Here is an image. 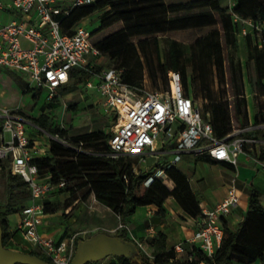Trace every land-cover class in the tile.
<instances>
[{
    "label": "trees",
    "instance_id": "obj_1",
    "mask_svg": "<svg viewBox=\"0 0 264 264\" xmlns=\"http://www.w3.org/2000/svg\"><path fill=\"white\" fill-rule=\"evenodd\" d=\"M96 13H100V16L98 27L90 33L91 43L102 55L109 57V68L122 70L123 83L142 88L144 73L147 71L152 86H156L160 77L164 86L160 90L166 89L167 74L175 71L181 75L185 95L190 96L186 92V66L189 63L197 75L200 96L203 97L204 94L207 97L205 106L202 107L203 114L211 123L214 136L223 139L232 132L230 103L220 94L215 98L209 90L208 80L214 70L219 82L225 83L223 48L226 45L232 51L236 50L241 30V25L234 23L233 17L264 23V0H236L231 8L223 0H191L178 4H167L164 0H94L90 4L72 8L68 14L58 16V20L62 31L70 33L81 21ZM116 25L120 27L93 41L95 35ZM202 30L207 31L192 44L186 45L165 37L162 50L160 48V36L179 31ZM240 37L254 42L248 52L247 64L251 66L248 82L253 91V122L260 125L264 123V100H260L264 99V34H261L260 39L254 32ZM134 39H139L137 45L133 42ZM89 62L92 64L93 61ZM92 68L95 72L101 71L93 66ZM87 78L84 70H76L71 74L66 88L83 85ZM229 81L232 82L234 91L233 117L238 126L244 128L248 124V115L243 75L240 61L233 57H230ZM32 122L51 136L65 140L64 130L55 124L53 116L41 114ZM111 137L112 132L101 130L78 135L76 142L102 147L100 151L89 153L74 151L58 139L50 140L48 155L33 158L31 163L42 176H50L52 183H58L62 179L66 181L65 187L58 192L88 188V195L93 194L98 203L118 216L121 225H127L136 209L143 206H153L156 209L155 216L164 217V204L169 198L189 217L197 218L201 215L200 200L192 192L188 178L179 168L172 167L166 171V177L174 184L172 190H168L159 179L146 185L145 181L151 173L136 174L130 162L123 163V157L110 156L108 143ZM206 161L214 162L210 159ZM0 170L6 180L9 201L5 208L0 206L2 244L10 249L8 243L13 232L10 230L8 218L20 213L28 205L27 203L16 210L12 200L16 191L23 192L27 189L22 178L8 169L7 162L0 163ZM223 230L224 238L212 257H208L193 245L185 247L186 257L181 260V255H177L174 248L166 249L165 236L158 233L147 243L152 248L153 260L144 261L142 253L139 254V259L141 264H252L257 260H264V207L259 203L256 191L251 192L247 211L235 230L227 226L226 220H223ZM117 236L130 241L126 229L120 230ZM80 241L82 239L78 237L75 247ZM20 252L37 256L52 264L47 256L37 250ZM113 259L114 264H137L124 257Z\"/></svg>",
    "mask_w": 264,
    "mask_h": 264
},
{
    "label": "built area",
    "instance_id": "obj_2",
    "mask_svg": "<svg viewBox=\"0 0 264 264\" xmlns=\"http://www.w3.org/2000/svg\"><path fill=\"white\" fill-rule=\"evenodd\" d=\"M93 1L0 0V68L24 74L28 89L46 94V104H51L59 89L70 82L74 71L84 70L88 75L84 86L97 91L104 113L114 120L115 130L108 143L111 157L141 154L138 163L143 164L147 158H157L170 150L172 157L157 163L146 185L154 179L167 178L166 171L177 167L186 153L236 168L245 145L254 142L246 136L249 128H233L225 138H216L211 123L204 117L202 105L185 95L179 72H168L166 89L147 90L144 85L138 88L123 83L122 70H93L88 56L97 59L101 53L91 43V32L77 25L70 33H64L58 20V16L68 14L72 8ZM223 1L231 8L236 0ZM233 22L241 25L240 36L254 32L260 39L264 34V23L238 16L233 17ZM0 122V163L7 162L8 169L22 178L29 196L15 230L52 264H70L76 250L75 241L78 237L83 240L86 231L60 241L39 232L46 214L43 198L66 185L63 179L52 183L50 176H42L31 163L33 158L47 156L49 145L36 144L29 138L27 129L31 123L18 110L0 107ZM166 145H170L169 150ZM258 164L264 171V159ZM238 206L239 195L234 185L215 206L200 205L201 215L193 218L196 230L187 241L188 246L196 245L212 257L224 238L223 220ZM119 228L128 231L126 225L120 224ZM147 234H155V229L149 227ZM134 243L145 258L153 260L141 242ZM174 251L182 255L184 248L178 245Z\"/></svg>",
    "mask_w": 264,
    "mask_h": 264
},
{
    "label": "rangeland",
    "instance_id": "obj_3",
    "mask_svg": "<svg viewBox=\"0 0 264 264\" xmlns=\"http://www.w3.org/2000/svg\"><path fill=\"white\" fill-rule=\"evenodd\" d=\"M167 4H178V3H186L191 0H164ZM100 16V13H96L83 21L79 23L80 26L87 29L89 32H92L98 27V17ZM1 17V15H0ZM120 25H116L112 27L111 29H107L104 32L98 33L94 36L93 41L99 40L101 37L105 36L107 33L113 32L116 29H118ZM207 30L202 31H179L174 32L165 35L164 37H159V45L162 50L163 48V42L164 38H171L174 40H177L179 42H182L186 45L192 44L200 35H203ZM139 39H134L133 42L137 45ZM254 46V42L245 41L243 40L240 35L237 38V44H236V50L232 51L228 46L224 45L223 51H224V60H225V83L221 84L219 82V79L217 77V74L215 71H212L211 76L208 80L209 90L212 92V94L215 96V98L219 97V94L221 96H224L228 102L230 103V112L231 116H233V106H234V91H233V84L229 81V75H230V57H233L234 60H239L241 63V69H242V75H243V90L244 94H248L247 98V104L248 108L251 112V114H254L253 112V102H252V88L248 82L249 74L251 73V66H248V55L249 50ZM88 59L93 61L92 66L94 68H97L99 70H104L109 68L107 66L109 62V57L107 55H100L99 58H93L92 55L88 56ZM186 73H187V90L186 92L190 94L191 98H193L195 101H197L198 105L205 106V96L203 94L200 96V85L197 78V75L195 72H193V67L191 64H187L186 66ZM144 76H146L145 80L146 83H144V86L147 90H160V87L163 86L162 79L158 77L156 86H152L150 83V80L148 78L147 71H145ZM9 80V78L5 77ZM168 80V76H167ZM164 87V86H163ZM1 90V89H0ZM32 91L29 94H23L19 93V96L14 100L15 94L9 90H5V94L1 95L0 97V103L2 105H6V108L18 110L21 112L24 116L29 118H36L40 112H46V114L51 115L54 117L55 124L59 127V129L64 130L65 134V140L59 139L61 143L66 145L67 147L71 148L74 151L77 152H96L97 150H102V147L100 145L98 146H92L89 144H81L75 141V138L80 134L95 132V131H103V132H112L114 133L115 126L114 122L111 120V116H104L101 111H99V107L97 104H94V96L90 97H84L81 98L78 94L72 93L67 96H61L56 99V104L48 107L43 106L45 103V97L46 94L42 92L36 99L31 96ZM264 100V99H260ZM0 104V105H1ZM258 128L260 130L259 133L264 135V123H261L258 125ZM40 129V128H39ZM40 140L42 141H50V140H56L55 137L51 136L48 132H38L36 133ZM97 144H100V142H97ZM166 150L170 149V145H166ZM123 157L122 161L124 164H128L129 162L135 165V168L137 172H147L146 170L152 171L154 168V159L147 158V161L145 163H138V160L140 159L139 156H118ZM172 156L169 154L162 156V160L170 159ZM186 164H189L191 161L189 159L184 160ZM6 164H3V166ZM205 171L207 175H209L210 167L208 165H204ZM182 170L185 172V174H189L194 176L195 178L198 177L199 172H196L193 167L185 168L182 166ZM149 172V171H148ZM153 172V171H152ZM209 177V176H208ZM165 179V181H164ZM164 179H161V182L166 186L168 190H172L174 188V184L167 178L164 177ZM195 185V183H193ZM209 184V183H208ZM214 186V185H213ZM215 188H212L208 186L206 190V198L208 201L213 202V200L210 199V193L209 191H213ZM78 191V192H77ZM75 190L74 192L69 191L66 193L61 192H55L52 194H49L45 196L44 201L47 204V211L50 212H63L66 207L71 205L76 198L75 193L78 194V197L81 198L82 201H86L88 197V188H84L82 190ZM197 197L200 199V192L197 193ZM13 208L18 210L21 206L26 205L29 203V197L26 190L23 192L16 191L15 196L13 198ZM7 199V193H6V180L3 176V171L0 170V206L3 208L6 207L8 204ZM247 202L246 198L242 199L240 206L243 208V205H245ZM74 209V208H73ZM144 214V210L139 208L137 212V216ZM19 214H13L9 216L8 220L10 223V226H15V223L18 219ZM113 222L110 223L109 226H106L99 217L96 216L95 213L91 214H82L79 219L76 221V229L80 231H86L84 234V239H87L89 237H92L93 235L97 233H106L109 235L116 236V233H119L120 228L115 219H112ZM95 227V228H93ZM113 227H116L115 229H112ZM13 236L8 243V247L13 250H23V251H29L31 250V244L23 238L16 230L13 231ZM146 242V243H145ZM144 246V248L148 251L150 255L151 249L149 247V241H143L141 242ZM135 244V243H134ZM139 254L141 253L135 244ZM36 250V249H34ZM186 253V251H185ZM182 254L180 256V259H185L186 254ZM142 255V254H141ZM142 258L144 261L149 260L145 258L142 255ZM104 261V264L114 263L115 260L113 257H107ZM95 264V263H90Z\"/></svg>",
    "mask_w": 264,
    "mask_h": 264
},
{
    "label": "crops",
    "instance_id": "obj_4",
    "mask_svg": "<svg viewBox=\"0 0 264 264\" xmlns=\"http://www.w3.org/2000/svg\"><path fill=\"white\" fill-rule=\"evenodd\" d=\"M5 77L9 78V80ZM145 78L146 76H144V83H146ZM27 83L28 80L24 74L9 68H0V97H2V94H5V90H9L15 94L14 100L19 96V93H23L26 95L32 91L31 96L36 99L41 93L34 89H28ZM75 92H78L81 98L94 96V104L98 105L100 109L99 111H101L104 116L107 115L102 109L97 91L94 89H87L84 84L68 88H66V85L63 86L59 89L58 96L56 97V99L61 96L64 97ZM245 98L247 101L248 94H245ZM56 99L53 100L50 105L44 103L43 106L51 107L55 105ZM0 107L7 106L1 104ZM41 114H46V112H40L39 115ZM247 115L248 124L246 125V127L249 128V132L246 134V136L253 139L254 142L252 144L245 145L244 153L239 156L238 165L236 168L222 162H207L206 160H208V158H196L189 153L183 154L181 162L177 164V168H179L184 174L185 172L182 170V166H184L185 168L191 166L195 169L196 172H199V175L196 178L189 174L185 175L189 180L192 192L196 196L197 193L200 192L201 197L199 200L200 205L202 206H206L209 208L215 206L217 203L221 202L222 199L225 197L227 189L232 185L235 186L237 194L239 195V206L235 210H233L231 214L225 219L227 226L231 230H235L237 224L242 220L243 216L247 211L248 203L243 205V208L240 206L242 199L246 198L248 202L250 194L253 190L257 192L259 203L262 207H264V171L260 169V166L258 164L259 160L264 159V135L259 133L260 130L258 128V125L254 124L253 114H251L248 108V104ZM24 117L27 118L26 116ZM33 119L34 118H31L29 120V118H27V120L31 123L30 127L27 129L29 138L36 144H43L45 146H48L50 144V141H42L39 139L42 137H39L36 134L38 132H44V130L39 129V127L32 122ZM232 125L233 128L239 127L238 123L236 122L233 116ZM169 152L170 150L167 151L168 155L170 154ZM167 154L160 155L157 158H152L154 159V168L157 163L160 162L162 156H165ZM140 155L141 154L129 156L140 157ZM186 158L191 161L189 164H186V162L184 161ZM131 164L133 170L137 172L133 162ZM204 165H208L210 167V171L208 173L209 175H207ZM154 168L152 169V171L154 170ZM146 171H149L148 173L152 172L150 171V169ZM193 183H195V185ZM208 186L209 188H215L213 191H209L211 196L209 200L212 199L213 202L208 201V199L206 198L205 193ZM75 196L76 198L74 199L73 203L66 207L63 212L47 211V204L44 201V198L46 197L43 198L46 214L43 218L42 224L39 227V232L42 236L53 238L55 241H60L66 240L71 235L77 232H81L80 230H75L76 221L84 213H95L96 216L99 217L104 224H106V226H109L110 223L113 222V218L115 219L117 224L120 225L119 217L116 216L110 209L98 203L95 200L93 194H89L86 201H82L81 198L78 197L77 193H75ZM139 208L144 210V214H140L139 216H137ZM164 209L166 212L164 217L159 218L155 216L156 209L153 206L138 207L135 213L131 216L129 223L126 225L128 228L127 238L132 242H143L146 240L150 242L156 237L158 233H162L165 236V244L167 250L175 248V246L178 245H182L185 249V247L188 246L187 241L194 235V232L196 230L193 218L186 215L172 198H169L166 201V203L164 204ZM15 226H10V230L13 231L15 229ZM149 227H153L155 229V234H147V230ZM115 228L116 227H113L112 229ZM117 235L118 233H116V236ZM149 247L150 249H152L151 246ZM31 249L34 248L31 247ZM104 261L106 260H101L100 262H97L95 264H104ZM252 264H264V260H257Z\"/></svg>",
    "mask_w": 264,
    "mask_h": 264
},
{
    "label": "water",
    "instance_id": "obj_5",
    "mask_svg": "<svg viewBox=\"0 0 264 264\" xmlns=\"http://www.w3.org/2000/svg\"><path fill=\"white\" fill-rule=\"evenodd\" d=\"M107 257H124L133 263L141 264L139 252L134 242L122 240L118 236L106 233H97L80 241L76 246L70 264L97 263ZM0 264L49 263L37 256L3 247L2 229L0 226Z\"/></svg>",
    "mask_w": 264,
    "mask_h": 264
}]
</instances>
